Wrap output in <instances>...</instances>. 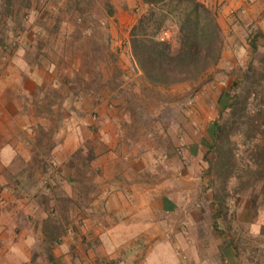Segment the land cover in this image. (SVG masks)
Instances as JSON below:
<instances>
[{"label": "crops", "instance_id": "obj_1", "mask_svg": "<svg viewBox=\"0 0 264 264\" xmlns=\"http://www.w3.org/2000/svg\"><path fill=\"white\" fill-rule=\"evenodd\" d=\"M78 1L87 6L80 12L71 7ZM197 1L222 7L215 68L231 74L232 83L240 68H261L264 0ZM132 5L128 0L121 10L96 0H43L25 9L31 19L0 35V264H98L100 255L104 264H264L257 183L223 211L215 198L200 196L196 167L187 166L193 158L201 166L208 160L219 135L216 121L200 134L202 143L186 128L182 153L166 150L160 170L155 150L138 138L153 134L132 127L135 106L112 86L100 95L92 81L98 75L113 84L112 75L106 77L114 52L123 57L122 42L126 50L130 44ZM66 77H73L71 88ZM254 87L256 96L261 87ZM258 105L255 115L264 111V103ZM44 107L95 108L98 118L52 121ZM202 107L213 114L210 103ZM231 215L238 223L229 231L222 223ZM88 235L100 244L81 243L93 242Z\"/></svg>", "mask_w": 264, "mask_h": 264}, {"label": "rangeland", "instance_id": "obj_2", "mask_svg": "<svg viewBox=\"0 0 264 264\" xmlns=\"http://www.w3.org/2000/svg\"><path fill=\"white\" fill-rule=\"evenodd\" d=\"M42 1L0 0L1 37L8 36V32L12 34V24H17L18 27L25 20L31 19L32 15L26 12L23 7H39ZM96 1L99 2V7L110 5L111 7H122L119 8L121 10L128 8V6L125 7L128 0ZM78 2H75L71 7H77L79 12L83 10L81 7H87L83 2ZM132 3V11H130L132 12L134 24L131 29L138 25L139 18L144 16L147 19L146 27L149 33L159 37L163 32H167L165 40L171 44L172 51H176L179 47L178 27L182 12L185 9L194 7L193 3L188 0H132ZM210 9L218 17L222 7L219 5V7H211ZM234 13V11L229 12L230 15ZM116 17L119 19L118 16ZM131 29L128 34L129 40ZM122 32L121 38L123 39L126 30ZM221 40L220 28V44L222 43ZM123 42L121 49L124 56H119L120 52L119 54L114 52L111 64L112 74L106 77L109 78L112 75L113 84L103 82L105 77H99L98 75L92 76L91 79L95 82L98 91L101 90L100 95L104 96L107 93L105 92L106 86L108 88L112 86L113 90L118 89V97L121 95L124 101H129L132 106H135L131 109L133 114L137 116L138 121L132 127L135 130L145 127L153 134L152 138L144 140L143 137L146 135L141 132L138 138L142 139L144 145L155 150L154 159L156 164L159 163V165L157 164L158 168L162 170L160 161L164 158L163 154L166 153V150H177V155L182 153V148L185 147L184 137L188 132V128L192 130L193 136L190 135V137L199 135L198 141L202 143L205 140H200V134L209 131L208 128L210 129L213 120H215L221 127L218 138L213 142L216 147L215 153L210 150L208 160H205L202 166L201 163L197 165L194 158L187 165L191 166L192 169L196 167L194 173L200 179V196L215 198L220 203L222 210L228 211L229 208L234 207L233 198L240 199L242 202L244 196H248L250 193L248 187L256 182L255 190L260 196L258 206L264 208V184H262L264 180H258L261 177L260 172L264 174V162L260 158L259 161H255L256 157L252 155L262 146L264 148V136L259 131H253L254 126L252 123L254 121L252 119L258 114L255 115V113L261 109V105H258V103L260 102L262 105L264 103V64L257 70L254 67L246 68L244 71L240 68L237 72L238 83L231 82L232 76L227 71L215 68L216 63H218L216 61L195 79L171 85H159L144 77L133 58L130 44L126 50L125 46L127 44L125 45ZM116 46L114 45L113 50L116 49ZM240 76L241 80H239ZM68 79L70 78H65V80ZM72 79L73 77L70 79L71 82ZM76 79L78 78L76 77ZM83 80L85 79L83 78ZM83 80L81 79V81ZM66 84L69 88L74 85L73 82L70 85L69 83ZM254 85H256V88L261 87L256 96L254 95ZM68 87H66V90H70ZM66 96L71 97L70 92ZM232 101L235 102V106L228 108L233 103ZM205 102L210 103V110L213 111L212 115L210 113L207 115L204 107H202ZM120 109H118V113L121 117L122 112ZM41 111L46 113L52 121L61 115L72 117L79 114L93 121L98 118L97 110L89 107H80V109L44 107ZM124 111H127V106ZM201 118L203 122H201ZM189 121H192L191 124H188ZM261 121L259 125L262 128ZM254 132L260 134L255 140L252 138ZM51 134L52 132L48 133V139L51 138ZM228 217L230 218H225L221 223L226 230L231 231L234 227L237 228L238 221H235L232 215ZM86 239L80 242L100 244L98 238L93 241L92 236H90L88 239L93 242ZM46 254L49 255V253ZM99 257L101 260L98 264H104V257L102 255ZM113 261H115L114 264L120 262L119 259H113Z\"/></svg>", "mask_w": 264, "mask_h": 264}, {"label": "trees", "instance_id": "obj_3", "mask_svg": "<svg viewBox=\"0 0 264 264\" xmlns=\"http://www.w3.org/2000/svg\"><path fill=\"white\" fill-rule=\"evenodd\" d=\"M188 1L194 7L182 12L178 27L179 47L174 52L167 40H160L153 33H149L144 16L131 29L130 47L133 58L144 77L154 84L171 85L195 79L220 56V25L216 13L197 0ZM28 8L30 7H23ZM231 104L228 108L235 106V102ZM252 120L253 131H259L264 136V111L261 110ZM215 126L218 134L221 127L217 122ZM210 148L215 153V145ZM252 155H255V161L260 158L264 162L263 146ZM260 176L258 180H264L262 172Z\"/></svg>", "mask_w": 264, "mask_h": 264}, {"label": "built area", "instance_id": "obj_4", "mask_svg": "<svg viewBox=\"0 0 264 264\" xmlns=\"http://www.w3.org/2000/svg\"><path fill=\"white\" fill-rule=\"evenodd\" d=\"M167 37V32H163V34L161 36H159L160 40H165Z\"/></svg>", "mask_w": 264, "mask_h": 264}]
</instances>
